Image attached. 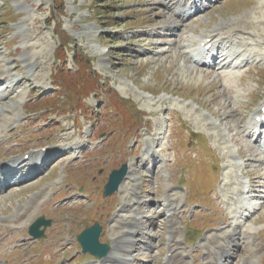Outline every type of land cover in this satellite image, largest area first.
I'll return each instance as SVG.
<instances>
[{
	"label": "rangeland",
	"instance_id": "1",
	"mask_svg": "<svg viewBox=\"0 0 264 264\" xmlns=\"http://www.w3.org/2000/svg\"><path fill=\"white\" fill-rule=\"evenodd\" d=\"M162 3L0 0V164L77 137L84 149L89 147V152L70 155L37 178L0 193V264H97L78 247L81 225L93 219L102 222L101 241L113 244L112 224L124 213L127 194L120 188L104 197L103 187L114 168L130 165L135 154L143 156L148 137L155 133L161 139L159 158L167 159L168 165L158 159L141 164V184L135 189L142 200L152 201L138 212L143 220L155 222L148 230L153 237L137 235L142 243L137 246L143 249L134 251L138 247L131 246V255H118L132 264L166 263L172 254L168 215L156 224L157 213L149 209L166 212V191L173 187L181 195L179 239L189 264H206L211 244L206 238L232 230L238 221L243 237L228 243L232 255L224 257V264H264V153L242 135L245 124L254 126L264 104V0H203L209 8L186 21L183 33L186 47L191 41L189 59L182 55L184 42L176 44L180 35L175 43L178 30L165 36L163 26L170 16ZM220 24H226L222 38L233 37L229 39H235V49H241L243 57L229 67L218 61L216 66L199 64L195 51L200 35ZM80 55L89 59L90 69L87 62L82 64L91 78H71L73 84L88 80L92 85L77 91L75 100L56 74L78 75L75 56ZM226 56L231 59L230 52ZM11 75L13 81L7 82ZM17 81L12 93L3 96ZM93 87L99 94L91 93ZM52 92L55 98L43 100ZM108 97L119 112H109ZM81 105H90L89 116L79 114L76 107ZM263 128L256 127L254 133ZM249 180L263 185L249 200L257 208L243 209L230 225L226 218L242 199L241 190L249 189ZM35 196L40 198L29 222L25 217V223H14V214L28 213L21 209L32 205ZM42 215L55 224L45 240H33L28 228ZM84 218L86 222H80ZM189 230L202 231L203 236L189 244Z\"/></svg>",
	"mask_w": 264,
	"mask_h": 264
},
{
	"label": "bare ground",
	"instance_id": "2",
	"mask_svg": "<svg viewBox=\"0 0 264 264\" xmlns=\"http://www.w3.org/2000/svg\"><path fill=\"white\" fill-rule=\"evenodd\" d=\"M201 2V0H196V2ZM161 2L163 5L166 6V8L169 10L167 12V16H170V18L167 20V23L163 26V29L166 31L165 36H168V33H173L175 30H178L177 33V37L175 40V43L178 40V37L180 35V41L178 40V43H182L184 42V44L182 45V48H184L185 50L183 51L184 56L190 57L192 51H189V47H190V43L189 41H187L188 46L186 47L185 42L186 39H184V29L186 27H188L189 22H186L185 20H183L182 18H180V16L182 15H188V21L192 20V18L194 17V7H188L186 5H184L182 2L183 0H178V1H174V0H161ZM174 7H178L179 11L175 12L173 11ZM197 10V8H196ZM226 24H220L218 26H216V28H214V31L212 33L209 34H204L202 33L200 35V43H202L203 41H207L206 44L211 45V47L216 46L218 43H222V41H226L228 40L227 43H229V47L227 48V50L229 51L231 48L233 50L234 46V40L231 41L229 38H233L230 35L229 36H225L222 38V36H224V28ZM227 26H231V24L228 23ZM236 30H241V28H238ZM216 33V34H215ZM153 35H160V33L155 32L153 33ZM222 38V39H221ZM185 45V46H184ZM234 46V47H233ZM241 50V49H240ZM220 56H223L222 58V63L224 64L223 67H229L232 65V61L231 59H228V57H226V51L225 50H221L218 53ZM238 55H242V52H240ZM205 63V62H204ZM203 64V61H202ZM3 74V73H2ZM8 75V74H7ZM2 76V75H1ZM4 76V75H3ZM1 79V77H0ZM6 80H11L13 81V76L11 75L8 79L6 78ZM17 84H19V82L17 81L14 85H9L5 91H3L4 93L2 94L3 96H9L10 93H12V90L15 89V86H17ZM10 89V90H7ZM264 106V104H263ZM263 106L261 107L260 111L257 112L255 114V120L257 119V117L261 116L263 117L264 115V111H263ZM8 107V106H7ZM256 126L259 124L258 121H255ZM158 132V131H157ZM159 133V132H158ZM262 133V132H261ZM260 133V135H261ZM242 135L243 137H246L248 139L251 140L252 145L255 147V149L260 150L258 151L259 153L263 152V149L260 148V146H258V140L253 139V126L245 124L243 126L242 129ZM158 139V142H157ZM148 147L144 149V154L143 156L140 155H134L133 156V160L135 161H131L130 162V174L131 176L128 177V179H126L124 181V183L121 186V191L125 192V208H124V213L119 214L118 215V219L114 222V224H112V228L113 231L115 230V232L112 234V241L115 245H112L111 247V251L109 253V255L102 260L103 264H106L107 260H112L114 261L116 264H132V261L130 258L128 259H124L122 257H120L118 255V252H127L129 255H131L134 251H140L143 249V245H140V247H138V244H142L140 243L141 241L138 240L137 235H142V237L147 238L150 240L153 235L148 233V230L151 228V226L155 225V222H151L152 218H148L147 221L143 220L144 217L140 216L139 213L137 212L138 210H140L141 206H143L145 203H150L152 201H148L147 200H142L143 198L137 196L135 194V189H137V186L139 184H141L140 180H141V175H140V166L141 164H143L144 162H157L156 159H158V163H165V166H167V159H160L159 157L162 156L163 154L161 153V139L159 138V134L157 135L156 133L152 136V137H148ZM75 144H79L82 143V141L78 138L74 139ZM250 143V145H251ZM156 148V149H155ZM60 154V155H59ZM65 155H70V152L68 151V149L66 148L65 144H58V145H54L49 147L46 151H38L37 153H35L34 156H31L32 158V162H30L29 164L31 166H35L37 161L39 160V158H44V159H58V158H63ZM141 159V161H140ZM54 160V161H56ZM13 164L15 166H19L24 162V159L22 158H17V159H13ZM264 163V160H262ZM26 165H28V163H25ZM133 174V175H132ZM261 175L258 176V178H260ZM34 178V177H32ZM256 182V181H254ZM227 185V184H226ZM263 186L258 182L253 183V189L251 190V192L255 193L256 192V188ZM242 193H245L246 190L242 189L241 190ZM250 192V190L248 191ZM166 195H167V200H168V209L166 212L160 211V210H156L154 208H150L149 211L154 213H157L156 217H153V220L157 222V219L162 216V215H168V221L170 223V233H171V243L169 246V251L172 252V255L167 259L165 264H189V262L186 260V255H185V251L182 250L181 247V241L179 239V234H180V227H179V216L181 213V200H180V192L176 191L175 188H168L166 191ZM40 196L38 197H34L33 200L31 201L33 204L30 205V202L24 207V208H20L21 211H25L28 212L26 214H23L21 212H16V214H14L13 216V220L14 223H20L23 224V222L25 223L26 221L23 219L26 217V219L28 218V216H30L33 213L34 208L37 205V202L39 200ZM37 201V202H36ZM236 206L234 208V210H232V215L227 216L226 218V222L230 223L231 225V221L232 219L236 218V215L238 213H241L243 209H247L250 207H254L252 206V204H245L243 201L238 200L236 201ZM27 222H29V218L27 219ZM14 227L16 228L15 224H12ZM18 227V226H17ZM240 227H241V222L238 221L237 224L235 225V227L232 230L229 231H225L223 234H213L211 236H208L206 238L207 241H209L211 244L208 248L207 251V258H206V264H223V257L225 255H228V257H230L231 252L229 251V244L232 241H236L237 239L240 240L242 239V233L240 232ZM137 229H140L142 231V233H136ZM157 234V233H156ZM154 234V235H156ZM249 236H251L252 232H249ZM238 236V237H237ZM246 237V235H245ZM130 238H136L134 240H131ZM227 242L225 243L224 242ZM148 243H146L147 245ZM131 246H135L138 247L136 248L134 251L133 250H128V247ZM154 246V245H152ZM146 247V246H145ZM214 254H216L215 257ZM101 262V261H100ZM250 264V263H248Z\"/></svg>",
	"mask_w": 264,
	"mask_h": 264
},
{
	"label": "water",
	"instance_id": "3",
	"mask_svg": "<svg viewBox=\"0 0 264 264\" xmlns=\"http://www.w3.org/2000/svg\"><path fill=\"white\" fill-rule=\"evenodd\" d=\"M128 167L124 165L119 170H114L110 174L109 182L105 186V195H110L118 190L121 182L125 178L127 174ZM51 224V220H46L44 217L39 218L35 224H33L30 228V233L35 237H42L44 236V231H40V226L45 225L48 226ZM101 226L96 223L92 227L85 230L79 237V241L82 243L84 247V251H89L92 254L103 257L105 256L110 246L109 244H102L99 241L100 233H101Z\"/></svg>",
	"mask_w": 264,
	"mask_h": 264
},
{
	"label": "trees",
	"instance_id": "4",
	"mask_svg": "<svg viewBox=\"0 0 264 264\" xmlns=\"http://www.w3.org/2000/svg\"><path fill=\"white\" fill-rule=\"evenodd\" d=\"M75 60H76V63L79 67V74L76 75V74H73V73H63V72H59L58 74H61V76L59 77L61 79V82H62V85L64 87V89L66 90V92L68 93V95L73 98V99H77V91H79L80 89H83L85 88L87 85H92V82H88V80H84L83 82H79L77 83L76 85L73 84L74 80L71 79V78H77V79H80V80H83L85 78H91L88 74V70L90 69V66H89V60L88 59H82V55L80 56H75ZM82 62H87V65L89 66V69H86ZM90 80V79H89ZM94 90V87L93 89ZM91 90V91H92ZM89 91V90H88ZM89 93L86 94V96L88 95ZM85 97V96H83Z\"/></svg>",
	"mask_w": 264,
	"mask_h": 264
}]
</instances>
